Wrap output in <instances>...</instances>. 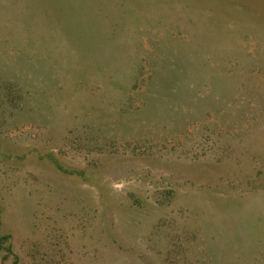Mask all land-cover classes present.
Segmentation results:
<instances>
[{
    "label": "rangeland",
    "instance_id": "obj_1",
    "mask_svg": "<svg viewBox=\"0 0 264 264\" xmlns=\"http://www.w3.org/2000/svg\"><path fill=\"white\" fill-rule=\"evenodd\" d=\"M5 234L0 264H264V0H0Z\"/></svg>",
    "mask_w": 264,
    "mask_h": 264
},
{
    "label": "trees",
    "instance_id": "obj_2",
    "mask_svg": "<svg viewBox=\"0 0 264 264\" xmlns=\"http://www.w3.org/2000/svg\"><path fill=\"white\" fill-rule=\"evenodd\" d=\"M9 237H10L9 234H5V235H3V236H0V246H1V247H3V246H2L3 241L6 240V239L9 238ZM7 248H8V250L12 251V247H11V245H9V247H7ZM15 262H16V264H19V261H18V257H17V256L15 257Z\"/></svg>",
    "mask_w": 264,
    "mask_h": 264
}]
</instances>
